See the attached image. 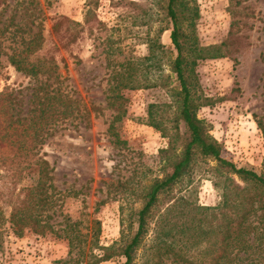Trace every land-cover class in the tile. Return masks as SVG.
Returning a JSON list of instances; mask_svg holds the SVG:
<instances>
[{
    "label": "rangeland",
    "instance_id": "rangeland-1",
    "mask_svg": "<svg viewBox=\"0 0 264 264\" xmlns=\"http://www.w3.org/2000/svg\"><path fill=\"white\" fill-rule=\"evenodd\" d=\"M95 1V7L90 5L94 16L86 25L88 0H7L9 7L3 19L13 15L16 20L28 21L38 9L42 11L45 46L53 49L60 75L67 78L66 84L82 99L89 114L77 128L56 130L41 149L53 168L54 185L62 193L51 222L57 229L68 226L73 230L75 248L63 234L41 237L25 233L18 238L4 226L0 264H123L125 259L117 254L118 248L136 232L137 212L147 187L154 178L172 171L159 157L167 139L150 126L148 117L151 104L167 105L155 113L157 123L172 126L171 120L177 116L173 90L178 84L170 73L176 51L170 40L171 25L159 8L165 0ZM192 5L199 13L194 32L198 44L217 48L228 39L232 52L197 62L199 89L206 100L197 117L220 144L224 159L264 176V0H194ZM61 15L81 26L68 48L64 40L52 34L53 21ZM160 28H164L159 35L164 51L155 65H148V77L156 79L160 68L164 76H170L169 82L122 92L126 115L115 124L122 142L116 145L108 133L114 111L106 108L105 101V90L111 84L109 65L117 69L112 60L148 56V42L157 38ZM115 48L123 54L118 55ZM221 52H225L223 47ZM31 83L2 62L0 92L8 86L25 95ZM21 97L24 109L28 97ZM179 129L184 131L182 123ZM215 166L214 161L197 155L189 172L173 187L171 197L186 196L189 202L204 207L218 205L222 191L214 183L222 187L224 177L214 171ZM169 200L163 196L158 209ZM152 240L150 231L133 264H181L174 262L173 253L159 250ZM108 247L113 249L106 251ZM105 254L110 255L108 260L95 261Z\"/></svg>",
    "mask_w": 264,
    "mask_h": 264
},
{
    "label": "trees",
    "instance_id": "trees-1",
    "mask_svg": "<svg viewBox=\"0 0 264 264\" xmlns=\"http://www.w3.org/2000/svg\"><path fill=\"white\" fill-rule=\"evenodd\" d=\"M192 2L194 0H165L159 7L171 25L170 40L176 51L170 73L178 84L173 90L177 116L171 120L172 126L157 123L155 113L167 105L151 104L148 117L150 126L167 139V147L159 150V157L172 171L154 178L147 187L143 206L137 212L136 232L128 243L118 248L117 254L125 259L123 264H133L137 250L152 231L153 244L164 253H173L175 263L264 264V176L238 168L224 159L220 144L210 136L205 122L197 117L198 110L206 105L195 71L197 62L230 55L231 43L228 39L222 43L224 53L221 47L203 48L198 44L194 32L199 13ZM90 5L95 7L97 1L88 0L86 25L94 16ZM8 7L7 0H0V66L6 62L32 83L25 95L8 86L0 92V233L7 226L18 238L25 233L41 237L63 234L75 248L77 237L73 236V230L68 226L57 229L51 222L57 214L62 193L54 185L53 168L41 149L56 130L68 126L77 128L89 113L82 99L66 84L67 78L60 75L53 49L45 46L42 11L38 9L28 21L16 20L13 15L3 19ZM80 27L61 15L53 21L52 34L64 40V47L68 48L76 41ZM163 31L164 28H160L157 38L148 42V56H123L119 62L112 60L118 65L117 69L109 65L112 66L111 84L105 90V101L106 108L114 111L108 133L116 145L122 142L115 124L126 115V98L122 92L169 82L170 76H164L160 68L156 79L148 77V65H155L158 55L164 51L159 41ZM115 52L123 54L119 48H115ZM21 96L28 97L24 109ZM180 123L184 126L182 133ZM197 155L214 161V171L224 177L222 187L214 183L222 191L221 201L214 207L199 206L189 202L186 196L171 197L170 194L189 172ZM163 196H169L170 200L159 210ZM105 249L111 251L113 247ZM109 258L110 255L105 254L95 261Z\"/></svg>",
    "mask_w": 264,
    "mask_h": 264
}]
</instances>
